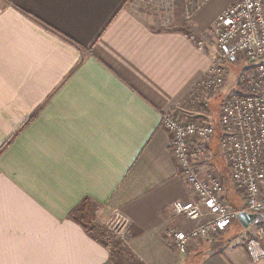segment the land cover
I'll return each mask as SVG.
<instances>
[{
    "label": "crops",
    "instance_id": "0c3cea01",
    "mask_svg": "<svg viewBox=\"0 0 264 264\" xmlns=\"http://www.w3.org/2000/svg\"><path fill=\"white\" fill-rule=\"evenodd\" d=\"M236 1L0 0V264H264L246 245L257 221L237 219L241 230L235 220L185 253L164 236L210 217L175 213L197 196L162 122L172 110L207 118L214 97L191 99L214 22ZM248 66H226L218 98L238 91ZM209 151L201 168L240 208L218 141ZM116 213L124 237L104 227Z\"/></svg>",
    "mask_w": 264,
    "mask_h": 264
},
{
    "label": "built area",
    "instance_id": "2783aa9c",
    "mask_svg": "<svg viewBox=\"0 0 264 264\" xmlns=\"http://www.w3.org/2000/svg\"><path fill=\"white\" fill-rule=\"evenodd\" d=\"M211 30L215 37L211 65L197 82L191 104L208 105L209 93L222 90L227 82V65L242 60L251 64L241 72L238 91L225 96L219 109V146L245 202L240 208L230 205L223 197L225 179L201 168L215 137L213 121L200 115L181 120L174 110L165 113L162 126L169 134L170 149L197 196L192 201H176L174 211L191 220L204 217L205 208L210 213L205 222L191 230H165L171 245L184 253L194 241L227 230L240 212L256 213L259 218L264 215V0H237L217 16ZM108 226L120 237L126 234L127 221L119 213L108 220ZM246 245L254 262L264 259V224Z\"/></svg>",
    "mask_w": 264,
    "mask_h": 264
},
{
    "label": "rangeland",
    "instance_id": "374dc122",
    "mask_svg": "<svg viewBox=\"0 0 264 264\" xmlns=\"http://www.w3.org/2000/svg\"><path fill=\"white\" fill-rule=\"evenodd\" d=\"M146 9H149L148 7L146 8ZM238 68H240V67H238ZM240 84V83H239ZM221 89L219 88L217 91L215 90H213L212 92H210L209 94H210V96L209 97H214V99H215V101L212 103V105H211V109L208 111V114H207V118H208V120H211V121H216V118H217V116H218V114H219V109H220V106H221V101H222V97H221V99L220 98H218V95H219V91H220ZM189 97V96H188ZM218 98V99H217ZM199 104V103H198ZM228 169H229V167H226L225 168V173H227L228 172ZM235 222V221H234ZM256 224H264V215H263V217L261 218V219H259V220H257V222H256ZM95 226V225H94ZM234 226L237 228H240V230L243 228L241 225H240V223L238 222V220L235 222V224H234ZM96 227V226H95ZM104 227L106 228V230H108L109 232H111L112 233V235H116L117 236V233L116 232H114L112 229H111V227H109L108 226V221H106V223L104 222ZM128 228V227H127ZM105 234V233H104ZM125 236V235H124ZM123 236V237H124Z\"/></svg>",
    "mask_w": 264,
    "mask_h": 264
},
{
    "label": "water",
    "instance_id": "95a60500",
    "mask_svg": "<svg viewBox=\"0 0 264 264\" xmlns=\"http://www.w3.org/2000/svg\"><path fill=\"white\" fill-rule=\"evenodd\" d=\"M237 219L243 224V226L248 228L252 223L259 219V215L256 213L243 211L238 214Z\"/></svg>",
    "mask_w": 264,
    "mask_h": 264
},
{
    "label": "trees",
    "instance_id": "16d2710c",
    "mask_svg": "<svg viewBox=\"0 0 264 264\" xmlns=\"http://www.w3.org/2000/svg\"><path fill=\"white\" fill-rule=\"evenodd\" d=\"M222 103V101H221ZM213 123L215 124V127H216V133H215V137H214V140L217 142L218 141V144H219V140H220V136H221V127H220V123H219V114L216 118V121L213 120Z\"/></svg>",
    "mask_w": 264,
    "mask_h": 264
},
{
    "label": "bare ground",
    "instance_id": "6f19581e",
    "mask_svg": "<svg viewBox=\"0 0 264 264\" xmlns=\"http://www.w3.org/2000/svg\"><path fill=\"white\" fill-rule=\"evenodd\" d=\"M228 202V201H227ZM229 203V202H228ZM226 231V230H225Z\"/></svg>",
    "mask_w": 264,
    "mask_h": 264
},
{
    "label": "snow or ice",
    "instance_id": "6c2138e0",
    "mask_svg": "<svg viewBox=\"0 0 264 264\" xmlns=\"http://www.w3.org/2000/svg\"><path fill=\"white\" fill-rule=\"evenodd\" d=\"M249 6H251V5H249Z\"/></svg>",
    "mask_w": 264,
    "mask_h": 264
}]
</instances>
